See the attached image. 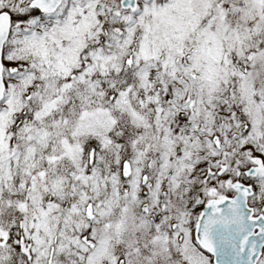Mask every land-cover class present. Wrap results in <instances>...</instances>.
<instances>
[{
  "label": "snow or ice",
  "instance_id": "6c2138e0",
  "mask_svg": "<svg viewBox=\"0 0 264 264\" xmlns=\"http://www.w3.org/2000/svg\"><path fill=\"white\" fill-rule=\"evenodd\" d=\"M0 264H264V0H0Z\"/></svg>",
  "mask_w": 264,
  "mask_h": 264
}]
</instances>
